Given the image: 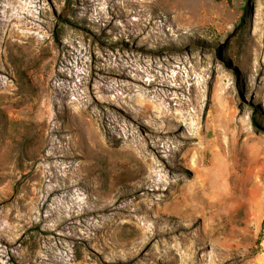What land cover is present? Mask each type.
<instances>
[{
  "label": "rangeland",
  "instance_id": "1",
  "mask_svg": "<svg viewBox=\"0 0 264 264\" xmlns=\"http://www.w3.org/2000/svg\"><path fill=\"white\" fill-rule=\"evenodd\" d=\"M263 204L264 0H0V264H264Z\"/></svg>",
  "mask_w": 264,
  "mask_h": 264
},
{
  "label": "bare ground",
  "instance_id": "2",
  "mask_svg": "<svg viewBox=\"0 0 264 264\" xmlns=\"http://www.w3.org/2000/svg\"><path fill=\"white\" fill-rule=\"evenodd\" d=\"M217 159H218V157H217ZM218 160H219V159H218ZM218 160L215 159V161H218ZM221 160H222V159H221ZM222 162H223V161H222ZM216 163H217V162H216ZM218 163H219V162H218ZM213 165H214V164H213ZM217 165H218V167H219V164H217ZM223 165H224V164H223ZM211 168H212V167H211ZM215 168H216V167H215ZM218 169H223V167L221 168V165H220V168H218ZM218 169H217V170H218ZM211 171H212V170H211ZM213 172H214V174H215V171H213ZM216 172H217V171H216ZM219 172H220V170H219ZM219 172H217V173H219ZM211 174L213 175L212 172H211ZM219 174H220V173H219ZM215 175H216V174H215ZM215 175H213V176H215ZM213 176H212V177H213ZM213 178H214V177H213ZM216 180H217V179H216ZM210 181H211V180H210ZM216 183H217V182H215V183H213V184L215 185ZM213 184H212V187L214 186ZM218 184H219V183H218ZM215 186H216V185H215ZM215 186H214V187H215ZM217 186H218V185H217ZM214 187H213V188H214ZM215 188H216V187H215ZM215 188H214V189H215ZM216 189H217V188H216ZM212 193H215V191L212 192ZM218 196H219V195H218ZM204 197L206 198V196H204ZM215 198H216V197H215ZM215 198H213V199H215ZM216 199H217V198H216ZM262 199H263V198H262ZM199 200H200V199H199ZM257 200H258V199H257ZM209 202H210V201H209ZM206 203H208V202H206ZM215 204H216V203H214V205H215ZM212 205H213V204H212ZM255 205H256V204H255ZM263 205H264V204H263ZM209 206H210V205H209ZM207 207H208V206H207ZM207 207H206V208H207ZM259 207H261V206H259ZM262 207H263V206H262ZM262 207H261V208H262ZM211 208H212V207H211ZM261 208H257V209H261ZM262 210H263V209H262ZM261 212H262V211H261ZM261 212H260V214H261Z\"/></svg>",
  "mask_w": 264,
  "mask_h": 264
}]
</instances>
